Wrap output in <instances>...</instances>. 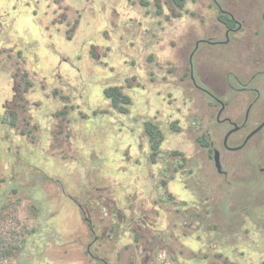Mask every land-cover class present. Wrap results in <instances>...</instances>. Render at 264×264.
Segmentation results:
<instances>
[{
    "label": "rangeland",
    "instance_id": "374dc122",
    "mask_svg": "<svg viewBox=\"0 0 264 264\" xmlns=\"http://www.w3.org/2000/svg\"><path fill=\"white\" fill-rule=\"evenodd\" d=\"M143 1L148 4L0 0V113L10 87L21 90L23 70L37 113L46 110V93L56 90L49 109L55 115L38 119L40 128L24 120L12 128L0 123V227L20 239L16 255L0 264H159L162 250L176 264H264V146H255L256 136L243 149L226 152L222 139L229 124L216 122L219 105L189 77L193 40L187 43L180 25H217L215 39H223L216 8L210 0H188L197 13L173 18L167 0ZM227 4L243 25L228 42L199 45L193 77L213 92L228 72L243 82L254 74L250 85L261 88L264 0ZM157 9L161 14L154 17ZM258 52L263 61L254 62L248 54ZM109 86L132 98L128 113L110 106L103 95ZM217 93L226 102L220 118L239 122L246 93ZM258 104L249 114L253 120L264 113V102ZM23 109L27 119L25 103ZM145 119L159 124L164 136L154 164ZM199 139L220 151L226 174ZM169 175L176 181L167 188L182 202L159 204L156 216L151 199L165 197L158 185ZM151 186L155 193L148 195Z\"/></svg>",
    "mask_w": 264,
    "mask_h": 264
},
{
    "label": "flooded vegetation",
    "instance_id": "af4514ba",
    "mask_svg": "<svg viewBox=\"0 0 264 264\" xmlns=\"http://www.w3.org/2000/svg\"><path fill=\"white\" fill-rule=\"evenodd\" d=\"M190 1L194 2L195 0H190ZM210 1H211V3H209L210 6L216 8V11H217L216 16H215L217 23L222 26V30L224 31V38L223 39H215V36H216L215 34H217L220 31V28L217 25H215V26L210 25L208 30L207 29L204 30L205 27L199 26V24L195 25V27H192V26H190L188 24H184V23H181V25L182 24H184V25H182V26L180 25V29L183 30L182 37H185L187 39V43L189 44L190 41L193 40V46L190 49L189 54H188V70H189L190 80H191L192 84L197 89L203 91L212 100V102L219 105V107L216 111V114H215L216 122L217 123H220L222 121L228 122L229 128L224 133L223 139H222V146L224 147L226 152L229 153V152L239 151V150L243 149L249 143V141H252L254 139V137H256V136H258V138L256 141H254L255 146H259L260 144H262L264 146V113L262 115H260V117L257 118L256 120H253V118H250V115H249L253 109L254 110L256 109L255 106L259 105L258 103L264 102V90H263L264 80H263V85L261 86V88H259L256 85H250V82L256 77L254 74H252V76L250 77V79L248 81L243 82L241 79H239V77L236 74H233V73L230 74V72H228V73H226V75L224 77L223 84H221V86H218V89L214 90L213 92H210L209 90H206L204 87H202V85H200L198 83V80H196L193 77L192 61L191 60L194 56V53L198 49L199 45H201L202 43L214 44V43L225 42V41L228 42L229 41V33L236 32V31L240 30L242 25H243V22H244V20H239L237 18V14L232 13L230 11V8L227 4V0H221V1L210 0ZM140 2L143 6H146L148 4L146 1H143V0H140ZM167 2L169 4V10L171 11L173 18L182 17V15H185L187 13H189L191 15H194L197 13L196 11H195L196 13L190 11V9L188 8V4H187L188 0H184V5L182 8H178L176 5L173 4V2L171 0H167ZM159 14H161V9H157L154 17H158ZM220 14H226L227 16H229V18L232 21L231 22L221 21L219 19ZM263 19H264V15H263ZM19 52L20 51H18V54H20V56H21V53H19ZM248 55H250V57L254 60V62L263 61L262 55L260 52H258L256 57H254V55H252L251 53ZM150 58H151V56L149 55L148 59L150 60ZM262 73L264 76V70L262 71ZM230 75L233 78V80L236 81V85H234L232 83V80L229 77ZM20 80L23 83V85H21V86L19 85V87H21V90H18L15 86L10 87V91H9L10 97H8V98L5 97L3 99V102L1 103V106H2L1 109H2L3 113H0V123L6 124V126H10L12 128L16 125V123L19 120H24L25 124H29L26 122L30 121V124H32V127H34L35 129L38 127L40 128V126H39L40 124H39L38 119H41L44 117H49L51 115H55L54 113L49 111V109L51 107V103L54 100L53 93L55 94L56 90L52 91L51 94H50V92L46 93V95L48 96V98H47L48 105L46 107V110L44 112L37 113V110L40 109V106H39V102L37 100L32 99L29 96L32 85H31V81L29 80V75H28L27 71L23 70L21 72ZM117 87L119 88V90L122 94L126 95L125 93L122 92L120 86H117ZM11 88L14 89L12 92H11ZM226 88L234 90V94L246 93V95L242 98L246 103V108H245L244 114L241 117L239 122L232 121L231 118L228 116L220 118V115L225 108L226 102L223 101L218 96L217 91L224 92ZM16 89H17V91H16ZM219 89H221V90H219ZM6 92L7 91H5V92L3 91L1 95H3ZM103 95H104V90H103ZM126 96H128V95H126ZM16 98L19 100L20 103L15 100ZM106 99L109 100L110 106L112 107L110 99L109 98H106ZM131 99L132 98H130V103L127 105L128 109H127L126 113L129 112V107L132 103ZM24 103L26 105V109L28 110V112H29L28 114L30 116L29 117L26 115L27 116V119L25 118L26 120L22 119V117L20 115L24 111V109H23ZM112 108L114 110H116L118 113L126 114V113L119 112L114 107H112ZM6 115H7L8 119H6ZM146 120H150V119H145L144 121H146ZM157 125L160 128L159 124H157ZM259 125H261L260 128L253 135H251L249 138H247V135L254 128H256ZM143 127H144V122H143ZM233 127H236L235 130L227 136L226 140H224V137L227 134V132L230 129H232ZM49 128H50V126H49ZM160 130H161V128H160ZM143 131H144V129H143ZM20 132L24 135L28 131L23 132L22 130H20ZM161 132H162V130H161ZM162 135H163V132H162ZM145 136H146V134H145ZM146 138H147V136H146ZM205 147L207 148L209 155H211V157L214 161V151L218 150V149L213 146L212 141H210ZM150 152H151V150H150ZM218 152H219L220 169H218L216 166L215 167L219 173L226 174V171L221 168V159H220L221 155H220L219 150H218ZM152 164H154V162H152ZM214 165H215V161H214ZM254 169H256V168L254 167ZM171 171L177 172V169L172 168ZM259 171H261V172L264 171V166L259 167ZM165 180H166V184H169V182H171V181H176L172 175H169L168 178ZM179 182L181 183V181H179ZM166 184L164 186H161L163 189H165L166 194H165V197H163V195H162V197L159 199V202H164L165 204L177 203L178 198L172 192L167 191V189L165 187ZM181 184L184 188H186L188 190L189 194L192 196V193L189 191V189L187 187H185L183 185V183H181ZM158 187H160V185H158ZM13 189H15V188H12V192H13ZM15 192H16V190H15ZM151 193L152 194L155 193V190L153 189L152 186H151V189L149 191H147L148 195H150ZM168 195L173 196V199L170 198V196H168ZM154 198L155 197H153V199H151V202L155 201ZM57 200L59 201V198ZM180 202H182V200H179V203ZM76 205L82 211L83 215L86 216L87 211H86L84 205L81 202L80 203L77 202ZM96 206H97V208H99L100 206H102V204L100 202L99 203L96 202ZM100 209L102 210L104 208L100 207ZM101 210H99V213L101 216H103L104 218H108V219L112 218L113 213H111V214L110 213H102ZM86 220L90 224L89 219L86 218ZM140 222L143 224L144 220L142 218H140ZM90 234L92 235V237L94 239H96V233L93 231L92 227L90 228ZM138 236L139 235H137L136 237H138ZM88 250H89V247H88Z\"/></svg>",
    "mask_w": 264,
    "mask_h": 264
},
{
    "label": "trees",
    "instance_id": "16d2710c",
    "mask_svg": "<svg viewBox=\"0 0 264 264\" xmlns=\"http://www.w3.org/2000/svg\"><path fill=\"white\" fill-rule=\"evenodd\" d=\"M174 5L178 8H182L184 5V0H171ZM219 19L223 22H231L232 20L226 14H220ZM104 96L110 99L112 107L117 109L119 112L126 113L127 112V105L130 103V98L124 94H122L117 86H110L104 89ZM144 132L147 136L150 146V155L151 161L155 162V156L159 153L160 146L163 140V135L158 127V125L151 120L144 121ZM201 145L206 146L208 142L206 140L199 139ZM178 154V152H173V155ZM160 186H164L166 184V180L162 179L159 181ZM15 192V189H13ZM170 198L173 199V196ZM1 215V211H0ZM2 218L0 217V224ZM18 232L14 230H8L6 233L2 231L0 227V261L11 258L15 256L17 251L19 250V242L20 239L17 237ZM136 237V236H135ZM137 238V237H136ZM193 257L200 258L197 253L192 254Z\"/></svg>",
    "mask_w": 264,
    "mask_h": 264
},
{
    "label": "water",
    "instance_id": "95a60500",
    "mask_svg": "<svg viewBox=\"0 0 264 264\" xmlns=\"http://www.w3.org/2000/svg\"><path fill=\"white\" fill-rule=\"evenodd\" d=\"M261 125L257 126L256 128H254L248 135L247 138H249L251 135H253L259 128ZM236 127H233L232 129H230L227 134L224 137V140H226L227 136L233 132L235 130ZM214 161H215V166L220 169V161H219V152L218 150L214 151Z\"/></svg>",
    "mask_w": 264,
    "mask_h": 264
},
{
    "label": "built area",
    "instance_id": "2783aa9c",
    "mask_svg": "<svg viewBox=\"0 0 264 264\" xmlns=\"http://www.w3.org/2000/svg\"><path fill=\"white\" fill-rule=\"evenodd\" d=\"M168 253L165 250H162V253L158 254L157 259L159 264H176L175 259H173Z\"/></svg>",
    "mask_w": 264,
    "mask_h": 264
},
{
    "label": "crops",
    "instance_id": "0c3cea01",
    "mask_svg": "<svg viewBox=\"0 0 264 264\" xmlns=\"http://www.w3.org/2000/svg\"><path fill=\"white\" fill-rule=\"evenodd\" d=\"M167 185L168 184H166V189H167V191L168 192H170L169 190H168V188H167ZM159 188V187H158ZM136 194H141V193H143V191L142 190H140L139 188H137V187H134V190H133ZM152 204V206H153V208H154V210L157 212V213H155L156 214V216H159V214H162V213H160V205H165V203L164 202H156V201H152L151 202ZM160 204V205H159Z\"/></svg>",
    "mask_w": 264,
    "mask_h": 264
}]
</instances>
